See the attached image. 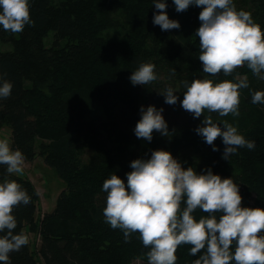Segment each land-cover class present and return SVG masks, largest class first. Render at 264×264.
Here are the masks:
<instances>
[{"label":"trees","instance_id":"trees-1","mask_svg":"<svg viewBox=\"0 0 264 264\" xmlns=\"http://www.w3.org/2000/svg\"><path fill=\"white\" fill-rule=\"evenodd\" d=\"M235 5L264 31V0H235ZM166 11L180 22L179 29L153 25L152 0H30L34 25L16 34L0 30V76L13 84L11 96L0 100V127L10 130L11 146L25 160L42 157L65 183L54 209L42 212L35 183L0 165V181L15 180L31 196L29 205L14 209V231L34 239L10 253L11 264H148L150 248L138 233L126 243L122 230L104 222L102 185L113 174L126 182L130 163L154 150L171 152L185 168L211 167L222 178L231 177L240 185L242 206L264 209V105L251 102L252 92L264 91V80L246 65L231 76H208L215 83L235 82L236 76L249 82L239 90V116L205 112L256 143L253 150L240 148L229 161L222 159V139L213 151L195 132L204 115L193 118L179 101L167 105L158 93L171 86L182 101L184 81L206 75L194 36L202 9L177 12L168 0ZM143 63L154 64L159 78L134 86L129 77ZM149 105L164 109L170 132L167 137L154 132L151 142L134 134L141 106ZM206 215L200 209L193 213L197 220ZM190 248L178 247L176 264H193L203 254L193 257Z\"/></svg>","mask_w":264,"mask_h":264},{"label":"clouds","instance_id":"clouds-1","mask_svg":"<svg viewBox=\"0 0 264 264\" xmlns=\"http://www.w3.org/2000/svg\"><path fill=\"white\" fill-rule=\"evenodd\" d=\"M152 2L156 9L153 25L161 31L181 27L178 20L169 18L168 0ZM172 3L177 12L190 6L202 9L198 17L201 24L194 36L199 40L198 59L206 75L191 83L184 81L182 101L171 86L158 93L167 105L179 101L193 118L203 114L195 132L213 151H219L214 142L220 137L225 145L222 159L229 161L240 148L253 150L256 143L227 121L214 122L205 112L239 116V90L249 88V82L236 76L235 82L215 83L208 76H231L238 66L246 65L264 80V31L250 12L236 8L235 0ZM34 23L30 0H0V30L21 33L26 25ZM158 78L151 63L141 64L129 77L134 86H146ZM12 90V82L0 76V100L9 98ZM251 102L264 105V91L252 92ZM163 111L155 105L141 106L135 136L147 142L153 140L154 132L167 137L169 125ZM24 163L22 151L13 149L7 138H0V165L6 166L7 174H23ZM130 168L126 182L117 174L103 182L102 191L107 194L104 222L122 230L126 243L138 233L143 246L150 248L146 254L148 264H176L175 253L182 244L191 245L189 254L193 257L203 250L193 264H264V209L242 206L240 185L231 177L222 178L211 167L200 172L194 167L185 168L163 149L152 151L149 158L133 160ZM30 202L31 196L15 180L0 181V264H11L10 253L19 252L29 243L28 235L15 233L17 219L13 212ZM197 209L208 215L197 220L193 216Z\"/></svg>","mask_w":264,"mask_h":264},{"label":"rangeland","instance_id":"rangeland-1","mask_svg":"<svg viewBox=\"0 0 264 264\" xmlns=\"http://www.w3.org/2000/svg\"><path fill=\"white\" fill-rule=\"evenodd\" d=\"M51 35L49 34L46 38L48 44L52 41ZM0 138H7L11 145V133L7 127H0ZM23 174L27 175L38 189L41 211H52L60 192L65 187L64 181L40 156H37L33 161L25 160ZM28 236L29 240L34 239L33 234L29 233ZM133 264H142V261L136 260Z\"/></svg>","mask_w":264,"mask_h":264}]
</instances>
